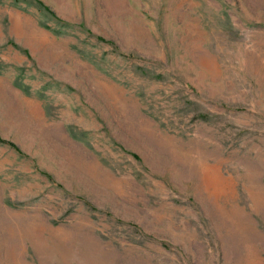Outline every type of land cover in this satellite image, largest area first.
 <instances>
[{"label": "rangeland", "instance_id": "rangeland-1", "mask_svg": "<svg viewBox=\"0 0 264 264\" xmlns=\"http://www.w3.org/2000/svg\"><path fill=\"white\" fill-rule=\"evenodd\" d=\"M0 264H264V0H0Z\"/></svg>", "mask_w": 264, "mask_h": 264}, {"label": "trees", "instance_id": "trees-1", "mask_svg": "<svg viewBox=\"0 0 264 264\" xmlns=\"http://www.w3.org/2000/svg\"><path fill=\"white\" fill-rule=\"evenodd\" d=\"M9 145H10V146H12V144H11V143H9Z\"/></svg>", "mask_w": 264, "mask_h": 264}]
</instances>
